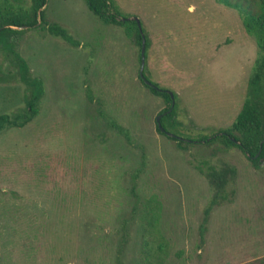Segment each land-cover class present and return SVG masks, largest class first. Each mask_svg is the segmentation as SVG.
Segmentation results:
<instances>
[{"label":"rangeland","instance_id":"374dc122","mask_svg":"<svg viewBox=\"0 0 264 264\" xmlns=\"http://www.w3.org/2000/svg\"><path fill=\"white\" fill-rule=\"evenodd\" d=\"M108 2L118 19L138 18L148 41L142 72L171 91L168 132L184 139L181 148L156 131L166 103L138 77L133 36L84 0H45L37 23L12 27L22 31L0 49V115L17 112L27 93L13 57L42 89L35 116L0 132V264H117L119 247L122 264H143L140 212L154 224L148 239L165 242L163 264H264V159L256 165L234 146L197 141L234 119L254 39L215 0ZM0 5L25 9L30 0ZM52 24L76 45L50 34ZM98 104L131 144L104 127ZM202 160L235 170L225 187L232 195L205 221L212 189L195 167Z\"/></svg>","mask_w":264,"mask_h":264},{"label":"trees","instance_id":"16d2710c","mask_svg":"<svg viewBox=\"0 0 264 264\" xmlns=\"http://www.w3.org/2000/svg\"><path fill=\"white\" fill-rule=\"evenodd\" d=\"M227 8L233 9L240 19L241 26L244 31L254 39L257 54L253 60L251 72L246 80V87L243 100L237 110L234 119L228 127L220 130V133H214L210 136H202L201 139L206 144L220 142L224 146H234L238 148L253 164L259 165L260 160L264 159V0H215ZM87 8L104 23H112L123 26L127 35L133 36L134 43L140 47V33L134 20L118 19L115 12L110 11V3L108 0H84ZM45 0H30V5L23 9H9L7 6L0 5V49H6L9 45L10 37L22 31L21 29L12 27H32L37 23V17H40L42 7ZM47 30L54 36H59L69 43L76 45V42L69 39L64 29L57 25H49ZM142 32V30H141ZM144 37V58L148 48V41ZM139 58V57H138ZM15 65L19 79L24 82L27 93L23 95L24 106L17 112L10 115H0V132L10 127H20L27 123L37 113L38 101L42 94L40 82L35 78L28 76V70L20 59L14 57L10 59ZM162 64L165 62L161 60ZM145 70V65H144ZM170 71V69L168 68ZM143 76L146 78L145 73ZM140 79V78H139ZM141 81V80H140ZM142 85L152 94L159 96L166 103L158 114L165 112L170 105V97L163 88H160L156 82H151L157 88L147 86L141 81ZM160 89V90H159ZM87 98L91 100L90 94ZM174 107L168 113L160 116L159 122L165 131H169L168 127H174ZM97 114L104 122V127L115 130L123 137L127 144H131V137L128 130L118 124L114 119L108 116L97 105ZM156 131L168 139L175 140L177 147L181 148L184 139L174 136H167L156 127ZM98 140L106 139L105 132L97 133ZM195 141V140H191ZM189 144V143H186ZM259 150L256 158L252 156ZM142 165V164H141ZM196 169L203 173L206 177L211 189V197L204 208V221L207 214L213 206L219 205L223 201L228 200V195H232V191L226 190V184L234 177L235 170L232 166L221 163L219 165L210 164L206 160H202L197 164ZM141 171V167L136 168L133 177H137ZM133 188V187H132ZM131 188V191L133 189ZM135 198L136 195L134 194ZM153 198H146L142 203H149ZM154 200V199H153ZM155 201V200H154ZM141 203V204H142ZM157 202L155 201L154 204ZM158 204V203H157ZM140 212V230H141V250L143 253V264H163L165 254V242L158 240L153 242L151 237L154 224L152 220H146L145 215ZM125 223H123V226ZM204 231L201 226L200 234ZM147 236V238H145ZM153 237V236H152ZM121 247L117 249L118 255ZM116 256L117 264L120 262V256Z\"/></svg>","mask_w":264,"mask_h":264},{"label":"water","instance_id":"95a60500","mask_svg":"<svg viewBox=\"0 0 264 264\" xmlns=\"http://www.w3.org/2000/svg\"><path fill=\"white\" fill-rule=\"evenodd\" d=\"M120 19H131V20H134L136 25H137V28L139 30V33H140V47H139V67H138V77L140 78V80L146 84L147 86L149 87H152V88H157L155 85H153V83H151L150 81H148L142 74V67H143V61H144V37H143V34L141 32V28H140V24H139V20L137 17H129V18H120ZM25 26H20L19 28H23ZM160 90V89H159ZM166 93H168L169 97H170V105L169 107L167 108V110L165 112H162L161 114H157L154 118V121H155V124H156V127L158 128L159 131L161 132H164L167 136H174V137H177V138H180L176 135H173L172 133L168 132V131H165L162 126L160 125V122H159V118L162 114H165V113H168L172 106H173V100H172V93L171 91L169 90H164ZM259 153V150L252 156V158H256L257 155ZM262 161V159L260 160Z\"/></svg>","mask_w":264,"mask_h":264}]
</instances>
